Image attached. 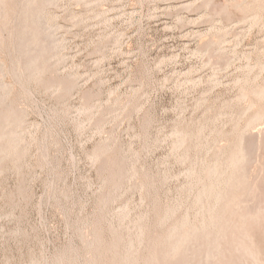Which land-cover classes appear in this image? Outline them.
Instances as JSON below:
<instances>
[{
    "label": "rangeland",
    "instance_id": "374dc122",
    "mask_svg": "<svg viewBox=\"0 0 264 264\" xmlns=\"http://www.w3.org/2000/svg\"><path fill=\"white\" fill-rule=\"evenodd\" d=\"M21 1L0 12V114L21 113L20 151L0 155V264H123L127 245L153 264L170 228L210 221L242 135L255 190L241 202L264 205V117L249 124L264 0H52L54 49L29 76L12 42Z\"/></svg>",
    "mask_w": 264,
    "mask_h": 264
},
{
    "label": "bare ground",
    "instance_id": "6f19581e",
    "mask_svg": "<svg viewBox=\"0 0 264 264\" xmlns=\"http://www.w3.org/2000/svg\"><path fill=\"white\" fill-rule=\"evenodd\" d=\"M31 1L36 3L34 8L32 6H30L31 8L29 7ZM51 1L52 0H23L19 2L20 6L18 5V10L20 13L18 25L14 31V40L11 41L15 43V56L20 61H23L24 75L29 76L31 73L41 70L43 68L42 63L48 60L54 49L55 44L52 39L50 28L46 25V22H44L41 14L43 7ZM2 6L3 0H0V12ZM36 44L41 46V53L39 56H32L31 52L33 46ZM14 64H11L13 69L15 67ZM64 84V89L69 90L71 82L68 80L65 81ZM4 90L5 86L0 83V100ZM253 94L259 101L263 100L264 102V87L259 88V90L255 91ZM262 117H264V104L259 106L254 112L249 124L258 121ZM20 123L21 113L15 110H9L0 114L1 156H5L10 152L18 153L20 151V133L18 131ZM242 136L239 138L238 144H235L237 146L234 147V150L230 153L228 158V176L225 179L227 180V188L215 194L213 201L216 202V208L212 210L213 213L210 221L196 228L188 226L187 228L185 227V223V225L181 223V225L172 226L173 228H170L171 230L163 240L161 239L159 247L154 246L157 249L153 251V256H151L152 260L149 255L148 258L150 259L148 260L153 261V264H264V205L258 203L261 206L257 205L256 208L251 211L249 209H252V204L249 206V209L247 207L248 211L251 212H247L244 207L246 204L243 203V205V201L241 202L244 195H248L249 198V196L251 197V195L254 194L252 193V188L255 187V185L252 187L253 180L249 177V171L245 169L246 164H243V160L248 156L247 148H249L248 145H251V141H245V135ZM246 143H248V145ZM251 161H253V158ZM259 167H261V165ZM218 170L219 167L214 164L209 166L205 173L210 176L218 172ZM117 174L121 177V170H118ZM233 183H235L234 186ZM253 190H255V188H253ZM249 193L252 194L250 195ZM223 196L225 200L221 202L219 199ZM244 201H246L245 198ZM255 205L252 207H255ZM194 242L197 245H194L195 247L192 246L194 247L193 250L191 248L192 252L190 249H186V247H189L187 245L191 246V243L194 244ZM127 247L123 264H133L130 246L127 245ZM113 249L115 248H112V250ZM186 250L191 253L189 254L188 252L187 254ZM148 262L147 264H149Z\"/></svg>",
    "mask_w": 264,
    "mask_h": 264
}]
</instances>
